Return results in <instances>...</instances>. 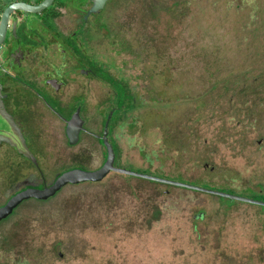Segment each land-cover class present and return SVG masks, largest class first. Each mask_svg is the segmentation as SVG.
<instances>
[{
    "label": "rangeland",
    "instance_id": "1",
    "mask_svg": "<svg viewBox=\"0 0 264 264\" xmlns=\"http://www.w3.org/2000/svg\"><path fill=\"white\" fill-rule=\"evenodd\" d=\"M96 16L109 22L88 32L94 52L137 86L117 164L230 194L264 189V0H111ZM104 78L126 98L120 81ZM111 91L93 84L95 131ZM77 158L100 165L97 141L61 140L45 157L54 169ZM232 201L114 172L20 208L24 226L13 235L31 264H264V206ZM222 219L235 237L222 236ZM237 244L255 251L222 249Z\"/></svg>",
    "mask_w": 264,
    "mask_h": 264
},
{
    "label": "flooded vegetation",
    "instance_id": "2",
    "mask_svg": "<svg viewBox=\"0 0 264 264\" xmlns=\"http://www.w3.org/2000/svg\"><path fill=\"white\" fill-rule=\"evenodd\" d=\"M43 1L0 0V28L4 13L12 4L25 3L35 6ZM110 2L111 0H107L97 11H92L93 0H53L47 7L37 12L22 8H13L9 11L4 35L0 38V208L28 189L47 188L65 171L71 169L95 171L101 168L108 155L103 140L107 121V137L115 153L114 165L122 167L117 164L119 160L117 141L124 134L123 130L128 124L127 111L137 106L135 92L137 86H130L125 74L120 77L112 74L109 69L110 57L105 55L103 58L99 57V53L94 52L92 39L88 35L98 23L93 21L94 17L102 14ZM110 12L109 9L106 14L109 15ZM108 22L107 16L106 21L104 18V22L100 20L98 23L105 32L108 31ZM99 71L103 75H100ZM104 75L120 81L126 91L122 95L126 97L125 99H120L119 91H115ZM95 82L109 85L113 94L110 98L107 93V98L101 102V113L104 117L99 131L89 126L90 118L86 114L92 105ZM73 117L81 120V126L79 132L71 137L69 124ZM133 123L137 126V117ZM90 138L95 139L100 147L102 158L100 165L86 164L79 159L81 156L57 169L46 162L45 157L59 145V141L65 140L66 145L73 147ZM23 143H26L35 160L20 151ZM9 162L12 163V170L8 168L10 172L4 177L1 174L4 172L1 167ZM49 171L52 174H46ZM114 172L119 173L111 171L101 181L68 183L47 199L30 197L18 203L8 215L0 218V264H31L30 260L24 257V254L29 252L28 245L18 244L17 234L15 237L13 235L16 229V233H19V228L24 226L25 218L19 213L20 208L27 207L30 203L49 201L68 186L100 183ZM204 187L225 193H231L230 190L234 189L224 185ZM185 189L209 194L219 200L264 206L219 194ZM242 190L251 195L232 194L264 201L254 196L264 193L261 186L253 189L243 187ZM201 216L204 217L203 214H198L194 218L200 220ZM231 222L233 220L229 223L223 219L220 221L224 227L222 231L224 238L227 235L235 237L229 233L234 227ZM194 229L196 230V226L193 231ZM252 238H255V235ZM26 240L25 236L22 241ZM226 248L222 249L235 252L255 251L252 247L239 244Z\"/></svg>",
    "mask_w": 264,
    "mask_h": 264
},
{
    "label": "water",
    "instance_id": "3",
    "mask_svg": "<svg viewBox=\"0 0 264 264\" xmlns=\"http://www.w3.org/2000/svg\"><path fill=\"white\" fill-rule=\"evenodd\" d=\"M52 1L53 0H44L43 2H41L40 4L35 5V6L25 4V3L12 4L10 7H8V9H6V11L4 13L3 23L1 24V28H0V38L4 35L5 28L7 26V22H5V21L7 19V15L9 14V11H11V9L22 8V9H25L27 11L37 12V11H40L41 9L47 7ZM106 1L107 0H93L94 7H93L92 11H97L98 9H100ZM75 118L76 117H73L72 120L70 121V124H69V134L71 135V137H73L74 135H76L79 132V129L81 126V120L79 118L78 119H75ZM107 127H108V121L106 122L105 132H104V137H103L104 143L108 149V155H107L106 162L103 164V166L101 168H99L98 170H95V171H86L83 169H71V170L65 171V172L61 173L60 175H58L57 178L55 179V181L45 189H41V190L28 189V190L16 195L5 207L0 208V218L8 215L12 211V209L18 203H20L23 199L30 198V197H36L39 199H47V198L55 195V193L57 191H59L63 186H65L68 183H80V182H85V181H101L111 171H116V172H119L122 174L132 175L135 177H141V178L149 179L152 181H158V182L176 185V186L189 188V189H194V190H198V191H203V192H208V193H213V194H219L222 196L230 197L232 199L245 200V201L254 202V203H257L260 205H264V201H262V200H253L250 198H245V197L233 195L230 193H225V192H221V191H217V190H213V189H209V188H204L201 186L192 185V184L185 183V182L171 180L168 178H163V177L155 176L152 174L137 172V171H134L131 169L123 168V167H116L114 165V162H115L114 149H113V146L111 145V143H109L108 137H107ZM8 141L15 144V142H13L12 140H8ZM71 142H74V140H71ZM19 149L26 156H29L35 160L34 156L30 152L26 143H23V148H19Z\"/></svg>",
    "mask_w": 264,
    "mask_h": 264
},
{
    "label": "trees",
    "instance_id": "4",
    "mask_svg": "<svg viewBox=\"0 0 264 264\" xmlns=\"http://www.w3.org/2000/svg\"><path fill=\"white\" fill-rule=\"evenodd\" d=\"M151 115H149V117H150ZM157 125H159L157 122H155Z\"/></svg>",
    "mask_w": 264,
    "mask_h": 264
}]
</instances>
